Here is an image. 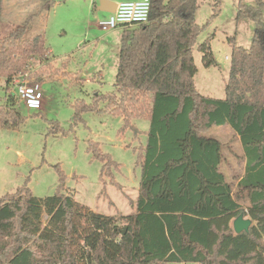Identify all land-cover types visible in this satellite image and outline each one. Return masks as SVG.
Instances as JSON below:
<instances>
[{
	"label": "trees",
	"instance_id": "obj_1",
	"mask_svg": "<svg viewBox=\"0 0 264 264\" xmlns=\"http://www.w3.org/2000/svg\"><path fill=\"white\" fill-rule=\"evenodd\" d=\"M250 1H237L235 20L253 22L256 34L248 48L229 38L225 97L212 99L194 82L193 49L203 30L194 18L198 0H150L148 22L122 32L114 90L94 98L106 101L135 135L132 121L149 120L135 212L91 211L63 192L58 171L50 197L38 199L25 185L0 199V264H264V0ZM47 51L44 36L27 23L0 35L6 88L32 72L36 60L46 63ZM198 51L204 67L215 64L208 41ZM13 97L7 89L0 97V127L26 120ZM225 125L240 141L243 156L236 157L245 163L233 181L221 169L232 148L206 135ZM239 214L252 221L248 233L232 229Z\"/></svg>",
	"mask_w": 264,
	"mask_h": 264
},
{
	"label": "rangeland",
	"instance_id": "obj_2",
	"mask_svg": "<svg viewBox=\"0 0 264 264\" xmlns=\"http://www.w3.org/2000/svg\"><path fill=\"white\" fill-rule=\"evenodd\" d=\"M219 1L217 16L211 18L216 0H198L194 14L196 24L203 28L193 49L197 68L194 82L200 95L212 99L225 97L229 38L248 48L257 31L253 22L235 20L238 0ZM47 2L0 0V35L27 23L32 33L44 36L48 48L47 62L36 60L32 72L23 79L39 84L41 110H28L15 96L16 83L6 88L0 79V97L6 89L13 94V107L26 119L14 129L0 127V199L25 185L38 199L50 197L57 192L61 171L63 192L76 202L104 216L131 215L135 212L131 202L136 201L140 182L138 157L146 145L150 123L134 119L131 125L139 131L135 135L132 127L124 128L123 117L113 113L106 101H94L95 95L114 90L123 28L103 31L98 27L100 20L109 18L97 10L99 0H51L49 9L45 8ZM245 4L252 2L245 0ZM206 41L215 62L208 68L202 65L198 51ZM49 65L58 70L57 75ZM232 132L225 125L206 135L221 143L229 141L230 148L241 154ZM224 157L221 169L227 180L239 178L242 163L228 149Z\"/></svg>",
	"mask_w": 264,
	"mask_h": 264
},
{
	"label": "built area",
	"instance_id": "obj_3",
	"mask_svg": "<svg viewBox=\"0 0 264 264\" xmlns=\"http://www.w3.org/2000/svg\"><path fill=\"white\" fill-rule=\"evenodd\" d=\"M150 6V0L119 2L115 11L109 14V18L100 20L97 25L103 31L140 27L149 20ZM23 79L24 76L15 81V96L28 110H41L42 94L39 84L27 83Z\"/></svg>",
	"mask_w": 264,
	"mask_h": 264
},
{
	"label": "water",
	"instance_id": "obj_4",
	"mask_svg": "<svg viewBox=\"0 0 264 264\" xmlns=\"http://www.w3.org/2000/svg\"><path fill=\"white\" fill-rule=\"evenodd\" d=\"M116 3L109 0H99L97 10L106 14L113 13L116 9ZM252 221L249 218H245L243 214H239L232 222V229L235 234L248 233ZM125 233V230L124 232Z\"/></svg>",
	"mask_w": 264,
	"mask_h": 264
},
{
	"label": "crops",
	"instance_id": "obj_5",
	"mask_svg": "<svg viewBox=\"0 0 264 264\" xmlns=\"http://www.w3.org/2000/svg\"><path fill=\"white\" fill-rule=\"evenodd\" d=\"M109 1H111V2H115V1H113V0H109ZM116 4H117V2H115ZM123 31H124V28H123ZM221 127H223V126H221ZM232 130V129H231ZM233 131V130H232ZM236 135H235V133H234V131L231 133V137H232V139H234V140H236L237 141V144H238V146H239V148H240V146H241V144H240V141L238 140V138H236L235 137ZM211 137V136H210ZM214 138V137H213ZM215 139V138H214ZM217 140V139H216ZM220 142V141H219ZM229 142V141H228ZM228 142H226V143H222V144H227ZM221 143V142H220ZM242 149V146H241V148H240V150ZM233 150V154L232 155H234V156H238V157H242L243 156V150L241 151V154H236L235 153V151H234V149H232ZM223 166V165H222ZM222 166H221V168H222ZM242 166H243V170H242V175H243V173H244V167H245V163L243 162L242 163ZM242 175H240L239 176V178L242 176ZM235 178H234V176H233V180H234ZM232 180V181H233Z\"/></svg>",
	"mask_w": 264,
	"mask_h": 264
}]
</instances>
